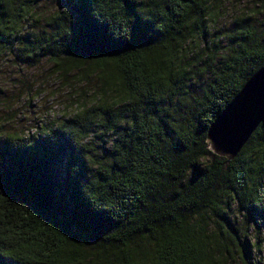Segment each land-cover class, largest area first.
Wrapping results in <instances>:
<instances>
[{"label":"trees","instance_id":"16d2710c","mask_svg":"<svg viewBox=\"0 0 264 264\" xmlns=\"http://www.w3.org/2000/svg\"><path fill=\"white\" fill-rule=\"evenodd\" d=\"M39 1L0 0V59L22 46L81 97L61 124L0 128V264H255L264 124L232 161L206 139L264 66V0H55L43 30Z\"/></svg>","mask_w":264,"mask_h":264},{"label":"rangeland","instance_id":"374dc122","mask_svg":"<svg viewBox=\"0 0 264 264\" xmlns=\"http://www.w3.org/2000/svg\"><path fill=\"white\" fill-rule=\"evenodd\" d=\"M233 3L235 6H240L247 15H251L252 10L257 11L255 5L258 4V0H234ZM57 5L61 6L55 0H40L37 2L36 7L40 15L39 30L46 29V24L50 23L51 19L57 14ZM231 9L233 10H229V12L235 16L234 8ZM240 15L241 13L236 16ZM254 18L258 20L254 24V27H257L264 21V12L255 15ZM220 24L225 25L227 34L230 28L233 27L234 21L229 16L222 18ZM260 28L258 27V29ZM222 47L225 48L226 55H229L233 48H231L228 39L223 40ZM22 48V46H19L12 53L18 54ZM12 53H8L0 59L1 133L8 134L13 131H21L22 133L29 132V134H32L38 129L50 128L52 125L66 122L67 118L72 119L74 112L67 109L70 103L69 99L71 96L75 97V100L81 97L80 94L75 93L79 92L81 85L78 83L74 85L75 91H73L66 82L54 75L52 65L47 59L34 66ZM204 78L199 83V89L193 92L194 97L202 94L204 89L201 88L207 84ZM40 126L42 127L40 128ZM262 243H264V233ZM250 259L255 264H264V248L262 253H252Z\"/></svg>","mask_w":264,"mask_h":264},{"label":"water","instance_id":"95a60500","mask_svg":"<svg viewBox=\"0 0 264 264\" xmlns=\"http://www.w3.org/2000/svg\"><path fill=\"white\" fill-rule=\"evenodd\" d=\"M264 124V66L257 71L211 124L209 149L217 156L234 160Z\"/></svg>","mask_w":264,"mask_h":264}]
</instances>
